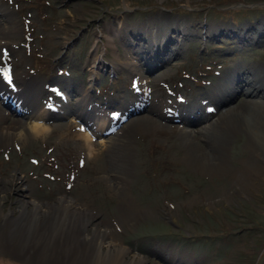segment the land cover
Segmentation results:
<instances>
[{"label": "rangeland", "instance_id": "obj_1", "mask_svg": "<svg viewBox=\"0 0 264 264\" xmlns=\"http://www.w3.org/2000/svg\"><path fill=\"white\" fill-rule=\"evenodd\" d=\"M261 102L264 0H0V264H264Z\"/></svg>", "mask_w": 264, "mask_h": 264}, {"label": "bare ground", "instance_id": "obj_2", "mask_svg": "<svg viewBox=\"0 0 264 264\" xmlns=\"http://www.w3.org/2000/svg\"><path fill=\"white\" fill-rule=\"evenodd\" d=\"M143 29H145L144 27H143ZM166 29V28H165ZM162 30V29H161ZM142 33H145V34H147V32L146 31H142ZM144 44H145V36H144ZM144 46V45H143ZM144 48H147L146 46H144ZM237 73H239V71L237 72ZM243 74V73H242ZM227 79H230V78H227ZM221 81H226V78L224 79V80H221ZM223 83V82H222ZM264 103V102H263ZM262 102H261V104H263ZM223 129L224 128H226V127H222ZM47 130V128L44 126H42L41 127V125L40 126H38V125H32L31 126V128H30V133H42V132H45ZM29 133V134H30ZM80 138H82L83 140H84V142H83V145H84V148H86V151H87V153H88V155L90 156V155H92L93 154V147H92V143H91V141H90V137H89V135L87 134V133H85L84 131H78V134H77ZM253 135L254 136H256L257 135V133H255V131H253ZM13 136H11V142H7V143H13V142H15V140L17 139V141H18V139H20V137H22V134H20L19 133V135L18 136H16V139H13L12 138ZM10 141V140H9ZM43 257V256H42ZM48 261V260H47Z\"/></svg>", "mask_w": 264, "mask_h": 264}, {"label": "snow or ice", "instance_id": "obj_3", "mask_svg": "<svg viewBox=\"0 0 264 264\" xmlns=\"http://www.w3.org/2000/svg\"><path fill=\"white\" fill-rule=\"evenodd\" d=\"M5 76H6V78H8V79H9V82H11V78H10V77H8V73H7V72H5Z\"/></svg>", "mask_w": 264, "mask_h": 264}]
</instances>
